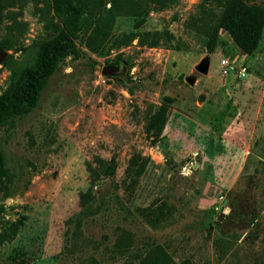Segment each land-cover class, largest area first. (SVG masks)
Wrapping results in <instances>:
<instances>
[{
	"label": "rangeland",
	"instance_id": "rangeland-1",
	"mask_svg": "<svg viewBox=\"0 0 264 264\" xmlns=\"http://www.w3.org/2000/svg\"><path fill=\"white\" fill-rule=\"evenodd\" d=\"M201 1L149 3L139 15L118 8L113 36L166 29L173 43L146 47L135 38L101 56L84 44L92 14L123 4L80 1L76 53L37 104L0 129V264H131L156 245L173 264H264V33L247 54L220 29L209 52L206 35L186 26ZM60 26L52 0H0V41L11 44L0 93ZM117 53L132 64L124 76L87 67L89 57L105 65ZM221 56L232 74L221 73ZM203 58L206 73L196 69ZM242 66L246 75H236ZM97 157H113L116 169L91 184ZM132 157L146 158L141 173Z\"/></svg>",
	"mask_w": 264,
	"mask_h": 264
},
{
	"label": "trees",
	"instance_id": "trees-1",
	"mask_svg": "<svg viewBox=\"0 0 264 264\" xmlns=\"http://www.w3.org/2000/svg\"><path fill=\"white\" fill-rule=\"evenodd\" d=\"M81 0H52L54 13L61 19V26L57 33L46 40L39 42L36 59L30 65L17 68L12 71L9 84L0 93V129L6 121L21 115L33 108L39 99L41 91L49 76L58 65L64 63L68 55L76 53L75 40L84 24V12ZM111 9L107 12H96L92 14L93 20L90 24L89 33L84 39L85 47L98 56L112 48H120L128 45L137 38L139 45L146 47L171 46L174 37L164 30L154 31H132L121 33L117 36L112 34V19L114 14L123 8V12L139 15L149 3H154L162 8L169 7L177 0H115ZM210 2L214 4L211 6ZM119 8V9H118ZM217 8V10L215 9ZM186 23L197 32L203 33L210 44L208 51L214 48L215 41L220 29L226 31L236 45L247 54L257 50L260 39L264 33V1L250 2L248 0H202L197 5V11ZM142 21L136 23L138 28ZM176 45V44H175ZM0 46L9 49L11 44L5 40L0 41ZM10 54L1 63L3 66L9 63ZM122 62L126 67L132 66L131 61L117 53L115 59L109 64ZM115 63V64H116ZM97 61L93 57L88 58L87 67L91 72L95 69ZM163 110L159 109L152 119L153 134L159 137L163 127ZM146 158L137 161V157L130 160L131 166L137 165L135 170L141 173L145 166ZM116 162L113 157L103 159L97 157L94 165L88 168L91 184L102 177L113 176ZM7 176L3 158L0 151V180ZM92 193L90 186L85 192L80 193V204L86 205ZM124 248V244L119 245ZM131 264H173V258L161 245L147 248L143 252L134 254Z\"/></svg>",
	"mask_w": 264,
	"mask_h": 264
},
{
	"label": "water",
	"instance_id": "water-1",
	"mask_svg": "<svg viewBox=\"0 0 264 264\" xmlns=\"http://www.w3.org/2000/svg\"><path fill=\"white\" fill-rule=\"evenodd\" d=\"M8 55V51L0 46V64L5 60V58ZM208 65H209V60L208 58H203L199 64L196 66L197 70H200L203 73H206L208 70ZM96 68L100 69V72L103 75H108V76H117L121 73L124 72V65L123 63H118V64H96Z\"/></svg>",
	"mask_w": 264,
	"mask_h": 264
},
{
	"label": "built area",
	"instance_id": "built-area-1",
	"mask_svg": "<svg viewBox=\"0 0 264 264\" xmlns=\"http://www.w3.org/2000/svg\"><path fill=\"white\" fill-rule=\"evenodd\" d=\"M220 71L223 75H230L234 72L235 65L229 57L221 56L219 59ZM238 76L246 75V68L244 66L236 69ZM189 167V171H190Z\"/></svg>",
	"mask_w": 264,
	"mask_h": 264
},
{
	"label": "flooded vegetation",
	"instance_id": "flooded-vegetation-1",
	"mask_svg": "<svg viewBox=\"0 0 264 264\" xmlns=\"http://www.w3.org/2000/svg\"><path fill=\"white\" fill-rule=\"evenodd\" d=\"M116 63V62H115ZM114 63V64H115ZM119 63H122V62H119ZM116 64H118V63H116ZM113 65V64H112ZM124 65V64H123ZM125 74H127V67L124 65V72L123 73H121V74H119V75H117V76H115V77H120V76H124Z\"/></svg>",
	"mask_w": 264,
	"mask_h": 264
}]
</instances>
